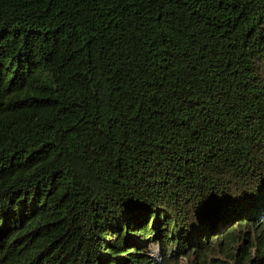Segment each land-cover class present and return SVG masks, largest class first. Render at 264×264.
<instances>
[{
    "label": "trees",
    "instance_id": "obj_1",
    "mask_svg": "<svg viewBox=\"0 0 264 264\" xmlns=\"http://www.w3.org/2000/svg\"><path fill=\"white\" fill-rule=\"evenodd\" d=\"M184 255L264 264V0H0V264Z\"/></svg>",
    "mask_w": 264,
    "mask_h": 264
},
{
    "label": "rangeland",
    "instance_id": "obj_2",
    "mask_svg": "<svg viewBox=\"0 0 264 264\" xmlns=\"http://www.w3.org/2000/svg\"><path fill=\"white\" fill-rule=\"evenodd\" d=\"M238 219H236L233 223V225H237V221ZM245 244H247V243H245ZM248 245V244H247ZM214 256H218V254H214ZM191 257H193V255L192 256H189L188 258H187V256L186 255H184V256H181V257H179L178 259H176L175 261H174V263H172V264H189L188 262H189V259L191 258ZM226 260H228V256H223Z\"/></svg>",
    "mask_w": 264,
    "mask_h": 264
},
{
    "label": "flooded vegetation",
    "instance_id": "obj_3",
    "mask_svg": "<svg viewBox=\"0 0 264 264\" xmlns=\"http://www.w3.org/2000/svg\"><path fill=\"white\" fill-rule=\"evenodd\" d=\"M239 222L241 223V222H245V221H244V220H241V221H239ZM237 224H238V223H237Z\"/></svg>",
    "mask_w": 264,
    "mask_h": 264
}]
</instances>
